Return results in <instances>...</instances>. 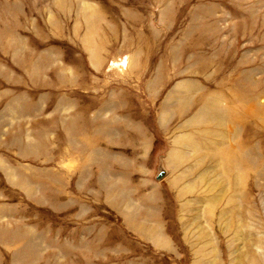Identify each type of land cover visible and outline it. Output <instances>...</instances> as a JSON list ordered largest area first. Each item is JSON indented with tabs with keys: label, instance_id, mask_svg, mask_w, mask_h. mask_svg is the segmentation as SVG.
<instances>
[{
	"label": "rangeland",
	"instance_id": "obj_1",
	"mask_svg": "<svg viewBox=\"0 0 264 264\" xmlns=\"http://www.w3.org/2000/svg\"><path fill=\"white\" fill-rule=\"evenodd\" d=\"M0 264H264V0H0Z\"/></svg>",
	"mask_w": 264,
	"mask_h": 264
},
{
	"label": "water",
	"instance_id": "obj_2",
	"mask_svg": "<svg viewBox=\"0 0 264 264\" xmlns=\"http://www.w3.org/2000/svg\"><path fill=\"white\" fill-rule=\"evenodd\" d=\"M164 171L163 170H160L158 173H157V178H160L162 175H163Z\"/></svg>",
	"mask_w": 264,
	"mask_h": 264
}]
</instances>
